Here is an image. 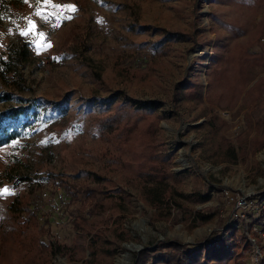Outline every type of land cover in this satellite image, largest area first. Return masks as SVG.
I'll list each match as a JSON object with an SVG mask.
<instances>
[{
    "label": "rangeland",
    "instance_id": "rangeland-1",
    "mask_svg": "<svg viewBox=\"0 0 264 264\" xmlns=\"http://www.w3.org/2000/svg\"><path fill=\"white\" fill-rule=\"evenodd\" d=\"M53 5H72L75 10ZM263 7L264 1L258 0H51L49 6H43L42 0L13 2L11 11L0 14V49L17 45L20 36L32 42L29 59L20 65L31 89L12 91L0 79V95L9 93V98L0 99V110L37 100L39 112L46 117L22 116L20 136L0 146V190L10 193L0 196V221L9 217L7 204L16 192H26L32 185V206L36 205L40 223L48 218L50 228V236L42 234L40 240L47 243L53 237L58 247L48 264H94L88 241L97 227L76 228L72 223L80 203L64 193L62 208L54 211L36 197L41 187L50 194L62 189L48 172L91 184L95 172L104 177V189L126 196V208L124 203L120 213L127 238H120L113 227L111 220L117 215L105 224L107 245L115 248L112 264H135L138 252L158 241L191 245L230 227L243 231L250 243V248L239 252L240 261L264 264V232L251 226L261 210L256 196L264 191V141L252 143L254 137L264 140V91L252 100L243 98L264 70L233 95L226 86L219 89L227 93L213 102L207 99V83L217 81L206 70L214 51L222 52L228 43L249 42L257 33ZM38 8L42 16L36 14ZM29 21L34 28L22 35ZM234 26L242 31L235 32ZM165 29L193 37L165 42ZM260 40L264 42V31ZM251 45L248 50L260 46ZM185 78L200 81L202 100L180 95L178 81ZM125 96L140 107L134 110ZM150 100L155 107L145 105ZM112 110L119 114V127L128 128L120 147L115 134L107 140L96 133L97 122ZM151 119L156 120L155 159L168 171V181L187 194L209 190L208 199L184 201L189 208L171 203L163 215L145 200L136 141ZM248 123L252 132L239 141L237 130L243 124L248 129ZM222 135L234 141L235 162L217 153L218 145L225 143ZM102 148L116 151L128 162L122 165L93 154ZM236 196H244L243 206H237ZM260 203L264 205V197ZM195 209L215 210V214L203 222L194 219ZM86 216L96 226L104 217L101 213ZM8 261L11 264L10 257Z\"/></svg>",
    "mask_w": 264,
    "mask_h": 264
},
{
    "label": "trees",
    "instance_id": "trees-1",
    "mask_svg": "<svg viewBox=\"0 0 264 264\" xmlns=\"http://www.w3.org/2000/svg\"><path fill=\"white\" fill-rule=\"evenodd\" d=\"M16 1L0 0V14L11 11V5ZM247 1L253 2L254 0ZM258 1L262 2L264 0ZM262 13L257 33L255 32V35L250 37L247 44L236 43L233 46H229L230 43H228L222 52L214 51L211 54L206 67L207 74L210 78L213 77L220 83L218 84L212 79L207 83V93L212 95H208L207 99L211 102L215 100L214 97L219 99L221 94L227 93V91H221L224 90L225 86L231 91V95H233L234 90L245 88V85L256 73L258 74V71L264 70V42L260 40L261 34L264 31V7ZM234 27L236 29L235 32L242 31L240 26ZM164 31L163 40L165 42L172 38L186 39L193 37L184 31L168 29ZM254 43L260 45L258 50H248L249 45ZM31 48L32 42L20 36L17 45H8L6 49H0V79L12 91L31 89L30 84L20 69V65L29 59ZM178 83L177 89L183 98L195 97L198 100H202L203 94L200 81L185 78L178 81ZM219 89H221L220 92H218ZM263 91L264 74H259L256 80L247 87L243 98L252 100L254 97L260 96ZM3 98H9V93L0 95V99ZM125 98L132 103L134 110L140 107L137 103H133L134 100L129 96H125ZM154 102L150 100L145 102V105L153 108L155 107ZM39 105L37 100H32L26 104H9L0 110V146L20 136L21 127H19V123L22 116L27 118L32 113H41L39 115L41 118L46 117L44 111L39 112ZM125 111H127L126 108ZM118 120L119 114L117 110L110 111L103 120L97 122L96 129L98 132L96 133H100L102 138L107 140L110 139L111 135L115 134V141L118 147H120L121 143L119 142L127 136V134L124 136V133L128 128L126 125L119 127ZM248 127L247 129L245 124L239 126V130H237L235 135L239 141L252 132L251 123H248ZM155 129L156 120L151 119L144 126L136 141L139 152L137 172L140 177L141 192L145 200L155 208H158L159 215H163L168 213L171 203L183 208H189L190 206L184 201L202 202L208 199L209 190L204 191L199 189L187 194L168 181V171H166L161 163H157L162 162L161 160L155 159L157 155V151L155 150L156 144L153 139ZM222 139L225 140V143H222L224 146L218 145L219 149H217V153L221 152L225 160L235 162L238 154L234 141L225 135H222ZM262 141L264 140L260 141L257 137H254L252 143L256 144ZM93 154L122 165L128 162L119 153L111 151L108 148L94 151ZM48 173L55 182L61 185L64 193L69 196L70 201H78L80 203L78 212L72 219L73 226L76 228L97 227L88 241L90 261L94 264H112L111 256L114 254L115 248L107 245L108 241L104 233L105 231L107 233L108 230L105 224L109 222L112 214L117 215L116 218L111 220L114 223L113 227L120 238H127V233L123 230L122 225L123 217L120 213L124 208L126 196L122 192H110L104 189L106 187L102 183L104 177L95 172H91V177L95 184H91L90 181L85 182L82 180L77 182L73 179L69 180L61 173ZM24 178L26 177L20 176V179ZM37 185H40V183ZM31 192L32 185L30 190L26 192H16L7 204L9 217L7 220L0 221V264H7L9 257L11 264H48L51 253L53 254L58 251L53 237H49V242L47 243L44 242L45 240H40L42 234L50 236V228L47 225L48 218H45L40 223L36 205L32 206L34 200L31 199ZM262 197H264V191L256 196L261 210L254 217L251 226L255 225L257 229L264 232V205L260 203ZM106 210L108 211L104 214ZM100 213L104 217L98 221L97 226L92 224L91 220L86 216L87 214L97 215ZM194 214V219L199 218L200 221L205 222L214 216L215 210L204 212L201 209H195ZM194 223L195 220L192 221L191 225L193 226ZM251 234L257 241L259 240L258 233L254 229L251 230ZM26 240H28V244H24ZM246 240L244 232L236 230L234 227H230L223 233L191 245L176 240H162L152 246L143 247L136 256L135 264H229L230 261L244 264L240 261L239 252H242L244 248H250V243L246 242ZM21 249L22 251L19 253ZM20 255L25 258L21 260ZM15 258L23 263H15Z\"/></svg>",
    "mask_w": 264,
    "mask_h": 264
},
{
    "label": "built area",
    "instance_id": "built-area-1",
    "mask_svg": "<svg viewBox=\"0 0 264 264\" xmlns=\"http://www.w3.org/2000/svg\"><path fill=\"white\" fill-rule=\"evenodd\" d=\"M47 21H50V18H48ZM64 197V192L59 187L55 188L52 194H50L47 188L41 187L39 192L37 193L36 200L39 202L45 201L50 209L58 211L62 208ZM234 199L237 206H243L245 203L244 196H236Z\"/></svg>",
    "mask_w": 264,
    "mask_h": 264
},
{
    "label": "snow or ice",
    "instance_id": "snow-or-ice-1",
    "mask_svg": "<svg viewBox=\"0 0 264 264\" xmlns=\"http://www.w3.org/2000/svg\"><path fill=\"white\" fill-rule=\"evenodd\" d=\"M50 4H51V0H42V5L43 6H49ZM53 6L57 7V8H61V9H71L73 11L75 10V6H72V5H53ZM36 14L42 16L43 15L42 9L38 8ZM43 18H46V17H43ZM29 26L30 27H29V29L27 31H22L21 32L22 35H27L28 32L31 31L34 28V23L32 21H29ZM40 35H43V34H40ZM7 194H10L8 189L0 190V196H5Z\"/></svg>",
    "mask_w": 264,
    "mask_h": 264
}]
</instances>
